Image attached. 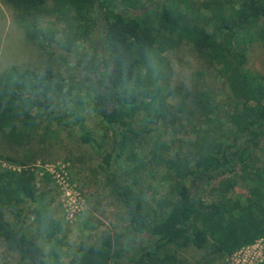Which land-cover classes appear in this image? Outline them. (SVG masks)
<instances>
[{"label": "trees", "instance_id": "obj_1", "mask_svg": "<svg viewBox=\"0 0 264 264\" xmlns=\"http://www.w3.org/2000/svg\"><path fill=\"white\" fill-rule=\"evenodd\" d=\"M154 1L148 13L131 14ZM1 2L13 8L28 39L42 51L53 49L62 62L77 57L80 43L89 42L94 51L92 59L64 64L71 71L66 76L53 66L0 74L1 142L20 147L26 139L20 125L31 129L36 110L52 116L69 139L98 153L108 192L123 211L121 231L101 234L66 264H182L177 251L188 247L232 256L264 242V79L243 66V44L252 35L264 49V0H211L189 12L182 9L185 0H52L51 8L46 0ZM99 16L106 28L103 24L101 33L89 40ZM181 43L220 67L231 105L209 116L194 106L196 89L183 107L167 101L183 92L169 89L165 98H156L154 81L167 67L165 55ZM75 88L87 91L95 112L109 126L110 152L99 154L95 134L77 120V113L60 112V100H68ZM137 133L152 138L144 144L148 153L139 154L128 144L127 135ZM150 152L171 170L164 190L145 199L137 193L143 181L138 166ZM1 160L16 164L12 158ZM254 174L260 195L231 197L236 185L231 176L253 184ZM36 184L33 172L16 174L0 166V244L20 264H49L56 247L51 241L54 222L33 208ZM28 214L33 235L32 225L24 226Z\"/></svg>", "mask_w": 264, "mask_h": 264}, {"label": "rangeland", "instance_id": "obj_2", "mask_svg": "<svg viewBox=\"0 0 264 264\" xmlns=\"http://www.w3.org/2000/svg\"><path fill=\"white\" fill-rule=\"evenodd\" d=\"M185 2L186 5L182 4V9L189 12L206 7L211 0ZM156 3L157 1H154L153 6L149 7L154 8ZM144 4L149 5L147 2ZM45 5L51 8L52 0H46ZM15 16L13 8L0 0V74L11 68L45 70L53 66L62 76H66L71 71L70 68H65L64 64L75 66L77 60L94 58V51L89 42H85L78 45L77 57L70 56L62 62L53 53V49L42 51L35 42L28 39L24 28L15 21ZM97 22L98 26L89 40L95 39L102 31L103 22H99V19ZM158 24V28L164 27L162 23ZM251 40L243 44L245 48L243 66L253 76L264 79V49L258 41H253L254 35L251 36ZM165 57L167 67L154 81L156 98L159 101L166 97L169 89H173L175 93L183 94L182 96L172 94L167 101L174 106L183 107L189 105L190 92L196 89L197 95L193 97L194 106L209 116H212L214 111H220V106L231 105V95L224 84V78L220 76V67L208 64L198 57L190 44H173ZM245 77L246 81L251 83L249 76ZM80 85L82 84L77 86ZM77 92L75 88L73 93L69 94L68 100L62 99L66 100L65 102L60 100V112L77 113L80 116L77 120L95 134L97 143L100 144L99 154L110 152L113 137L109 126H106L95 112L94 100L87 95V91ZM33 122V127L29 130H25L23 125L19 126L26 133V139L20 147L11 148L0 140V166L16 174L23 171L34 173L37 178L38 201L34 203L33 208L43 211L55 224L51 241L56 247L49 264H66L75 254L95 243L101 234L121 231L124 222L123 211L108 192V183L99 170L98 153L86 144L69 139L56 126L52 116H46L36 110ZM79 133L77 130L76 134ZM181 137H184V134H181ZM127 138L134 151L139 154L148 153L144 144L147 141L151 142L152 138L149 135L145 137L142 133L128 134ZM151 154L152 152L143 165L138 166L143 172V181L140 182L137 193L140 198L145 196V199L151 198L156 190L157 192L164 190L166 177L171 170L166 161L159 157L154 158ZM7 157L14 159L16 164L1 160ZM262 165L261 161L258 167ZM116 168L115 166L114 169ZM231 178L236 181L231 197L253 199L260 195L259 177L255 174L253 184L238 177ZM33 225L32 216L28 214L24 226H31L32 235L35 234ZM50 245L51 242L45 246L47 250L51 249ZM263 251L264 242L257 241L232 256H221L208 250L198 251L188 247L177 251V257L182 264H264ZM168 263L174 264L172 261ZM0 264L20 262L15 254L7 253L0 244Z\"/></svg>", "mask_w": 264, "mask_h": 264}, {"label": "water", "instance_id": "obj_3", "mask_svg": "<svg viewBox=\"0 0 264 264\" xmlns=\"http://www.w3.org/2000/svg\"><path fill=\"white\" fill-rule=\"evenodd\" d=\"M149 9H150V7H146V8H142V9H138V10H131V14H132L133 16H136V15H143V14H145Z\"/></svg>", "mask_w": 264, "mask_h": 264}, {"label": "flooded vegetation", "instance_id": "obj_4", "mask_svg": "<svg viewBox=\"0 0 264 264\" xmlns=\"http://www.w3.org/2000/svg\"><path fill=\"white\" fill-rule=\"evenodd\" d=\"M98 19H99V22H103V24H104V29H105V28H106L105 18L102 16V17H99ZM97 23H98V22H97ZM96 25L98 26V24H96ZM107 105L109 106V103H107ZM136 240H138V238H137Z\"/></svg>", "mask_w": 264, "mask_h": 264}, {"label": "built area", "instance_id": "obj_5", "mask_svg": "<svg viewBox=\"0 0 264 264\" xmlns=\"http://www.w3.org/2000/svg\"><path fill=\"white\" fill-rule=\"evenodd\" d=\"M258 241H260V240H258ZM263 242V241H262ZM256 243V242H255ZM252 246V245H251ZM249 247V246H248ZM236 254V253H235Z\"/></svg>", "mask_w": 264, "mask_h": 264}]
</instances>
